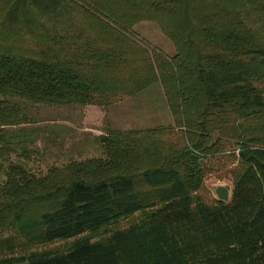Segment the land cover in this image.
<instances>
[{
    "label": "trees",
    "instance_id": "1",
    "mask_svg": "<svg viewBox=\"0 0 264 264\" xmlns=\"http://www.w3.org/2000/svg\"><path fill=\"white\" fill-rule=\"evenodd\" d=\"M143 20L173 56L130 37ZM156 82L174 123L102 134L104 157L30 167L43 134L70 131L69 118L36 125L31 107L107 108ZM220 152L236 163L232 197L208 202ZM0 264H264V0H0Z\"/></svg>",
    "mask_w": 264,
    "mask_h": 264
},
{
    "label": "rangeland",
    "instance_id": "2",
    "mask_svg": "<svg viewBox=\"0 0 264 264\" xmlns=\"http://www.w3.org/2000/svg\"><path fill=\"white\" fill-rule=\"evenodd\" d=\"M130 37L138 40L152 55L155 51H161L168 56H173L176 53L173 41L156 20L140 21L135 25ZM69 107L74 108V106ZM69 107L67 106L66 108ZM53 108L56 110L46 107L37 108V106L30 109L31 113L37 117L38 121L35 122L36 125L48 126L47 124H50L47 122L49 118L59 119L55 122H60L63 118H69L68 125L70 126L69 134L65 140L60 137L54 143L48 140L45 134H43V138L39 139L38 145L40 146L42 156L39 154L36 159L29 161L30 167L38 173H46L50 166L55 164L63 165L71 158L84 160L92 157L106 156L98 136L106 134L111 130H146L174 123L172 112L168 106L164 89L160 82L152 84L137 95H123L107 108L99 105H93V107H87L86 109L76 108L61 111H58V107ZM59 124L61 123L56 125L58 129ZM223 145L226 151L237 147L235 140L229 139L224 140ZM207 164L208 171L205 178L207 191L204 192V196L208 202H212L215 199H219L216 192V188L219 185H225L233 191L234 184L231 169L235 167L236 163L229 160L225 154L220 152L219 155L210 157ZM136 218L123 219L117 224L108 226L90 235H92L94 240L107 237L112 230L127 227ZM77 238L59 239L32 246L29 248V251L56 248L66 249ZM25 252L26 250H16L13 254L21 255Z\"/></svg>",
    "mask_w": 264,
    "mask_h": 264
},
{
    "label": "water",
    "instance_id": "3",
    "mask_svg": "<svg viewBox=\"0 0 264 264\" xmlns=\"http://www.w3.org/2000/svg\"><path fill=\"white\" fill-rule=\"evenodd\" d=\"M216 192L219 196V199L226 202L229 201L232 197V190L225 185H219L216 188Z\"/></svg>",
    "mask_w": 264,
    "mask_h": 264
},
{
    "label": "crops",
    "instance_id": "4",
    "mask_svg": "<svg viewBox=\"0 0 264 264\" xmlns=\"http://www.w3.org/2000/svg\"><path fill=\"white\" fill-rule=\"evenodd\" d=\"M90 107H93V105H89V106H88V108H90ZM95 107H98V106H95ZM99 108H100V107H99ZM100 109H101V108H100Z\"/></svg>",
    "mask_w": 264,
    "mask_h": 264
}]
</instances>
